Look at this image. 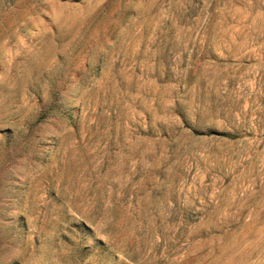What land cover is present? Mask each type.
I'll list each match as a JSON object with an SVG mask.
<instances>
[{
    "label": "rangeland",
    "instance_id": "374dc122",
    "mask_svg": "<svg viewBox=\"0 0 264 264\" xmlns=\"http://www.w3.org/2000/svg\"><path fill=\"white\" fill-rule=\"evenodd\" d=\"M0 264H264V0H0Z\"/></svg>",
    "mask_w": 264,
    "mask_h": 264
}]
</instances>
